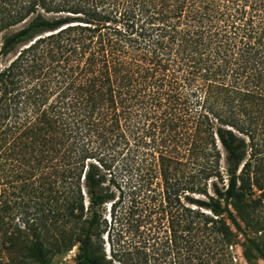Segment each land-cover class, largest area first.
<instances>
[{"label": "trees", "instance_id": "obj_1", "mask_svg": "<svg viewBox=\"0 0 264 264\" xmlns=\"http://www.w3.org/2000/svg\"><path fill=\"white\" fill-rule=\"evenodd\" d=\"M4 60L8 255L232 264L264 189V0H0Z\"/></svg>", "mask_w": 264, "mask_h": 264}, {"label": "rangeland", "instance_id": "obj_2", "mask_svg": "<svg viewBox=\"0 0 264 264\" xmlns=\"http://www.w3.org/2000/svg\"><path fill=\"white\" fill-rule=\"evenodd\" d=\"M21 25L13 27L10 30H15ZM8 30L7 32H10ZM6 62L0 61V67ZM263 173L261 174V176ZM1 189V188H0ZM253 192L248 193L245 197V202L248 203V216L242 218L237 211L234 208H232L234 214L236 215L239 224L241 226L242 231L237 232V238L235 243L230 247L231 253H232V264H264V261L260 254L264 256V189L263 190H257L253 189ZM241 206H244L243 204ZM14 214H16L15 219L12 220V224L17 227H22L21 220H20V214L17 215L16 211H13ZM108 209H106L103 214L108 216ZM7 230H12V227ZM233 231L236 232V230L233 228ZM1 232V228H0ZM105 236V235H104ZM245 237H248L249 239L253 240L255 244L259 247L260 254L257 253L254 249L251 251L252 254H256L257 258H253L249 261L245 258ZM8 239L6 238H0V264H33L28 260V258H23L21 253V241L18 240L14 246L15 252L8 255L6 252L5 247L8 244ZM104 242L106 243L105 239ZM107 247V246H106ZM75 256H76V247L73 246L71 249L66 250L62 253H57L52 256L50 260V264H74L75 262Z\"/></svg>", "mask_w": 264, "mask_h": 264}]
</instances>
